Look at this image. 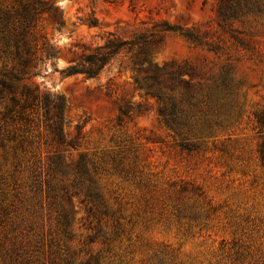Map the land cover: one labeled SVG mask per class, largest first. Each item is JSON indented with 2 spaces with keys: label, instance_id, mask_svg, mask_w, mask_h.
<instances>
[{
  "label": "rangeland",
  "instance_id": "obj_1",
  "mask_svg": "<svg viewBox=\"0 0 264 264\" xmlns=\"http://www.w3.org/2000/svg\"><path fill=\"white\" fill-rule=\"evenodd\" d=\"M34 5L29 81L65 99L64 142L32 114L0 147V237L21 252L0 264H264V0H0ZM110 33L160 37L152 61L191 72L177 122L130 54L61 73Z\"/></svg>",
  "mask_w": 264,
  "mask_h": 264
},
{
  "label": "trees",
  "instance_id": "obj_2",
  "mask_svg": "<svg viewBox=\"0 0 264 264\" xmlns=\"http://www.w3.org/2000/svg\"><path fill=\"white\" fill-rule=\"evenodd\" d=\"M36 13L35 5L26 6L23 11L0 8V147H5L7 141L19 139L15 124L22 121L29 124L32 114L42 115L59 140L64 142L62 133L66 122L65 99L49 91H41L39 86L35 87L29 81L30 74H39L38 48L32 37L36 27ZM172 29L170 26L163 28L165 31ZM185 36L196 39L188 33H185ZM161 41L162 38H149L145 33L131 39L110 33L102 45L85 48L79 59L60 71L64 75L81 73L92 78L98 76L118 56L130 54L131 68L135 72L138 86L164 100L166 106L162 108L161 113L168 116L169 122H177L181 99H178L173 91L175 86L182 82L181 77L185 73L191 75V72L181 66L175 67L172 63L159 67L152 61L153 48H157ZM45 45L43 48H46ZM47 53L50 55V52ZM145 63L148 65L145 66ZM142 72L146 73L141 76ZM187 86L189 88V83ZM189 97V91L181 95L182 100ZM6 242L7 238L4 241L0 237V259L12 252L15 254L14 261L17 262L21 256L20 248L16 243H12L11 248L7 249Z\"/></svg>",
  "mask_w": 264,
  "mask_h": 264
}]
</instances>
